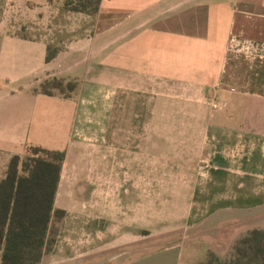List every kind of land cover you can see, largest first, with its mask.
I'll return each instance as SVG.
<instances>
[{"label": "crops", "instance_id": "1", "mask_svg": "<svg viewBox=\"0 0 264 264\" xmlns=\"http://www.w3.org/2000/svg\"><path fill=\"white\" fill-rule=\"evenodd\" d=\"M49 46L59 51L47 61ZM53 76L77 79L76 93L32 92ZM229 87L240 95L206 126L160 127L157 100L209 99V89ZM27 144L65 150L56 199L66 183L87 184L89 230L121 233L105 248L202 222L216 232L239 223L236 215L264 229V0H102L96 16L63 11L61 2L0 0V179ZM165 149L205 159L198 169L184 161L178 168L188 172L168 177V212L152 215L135 185L156 182L145 164L159 170ZM179 246L122 264H179Z\"/></svg>", "mask_w": 264, "mask_h": 264}, {"label": "rangeland", "instance_id": "2", "mask_svg": "<svg viewBox=\"0 0 264 264\" xmlns=\"http://www.w3.org/2000/svg\"><path fill=\"white\" fill-rule=\"evenodd\" d=\"M38 29L39 28L35 30L36 33L39 32ZM52 48L54 49L58 47ZM239 59L241 62V67L243 69L247 68L249 65L247 59L243 56ZM248 69L249 67L247 68V72H243V77L245 76V78L247 76H251V69ZM233 90L235 91L236 89L229 87L223 90V92H221V90L220 92H218L217 89H209V99L157 100L154 107H159V112L161 114V119L159 121L160 127L168 128V126H175L178 129L179 127H192L197 129L206 126V122H212L211 118H213L217 113L221 114L223 112L225 113L226 111L231 110L230 105L226 103L230 102L231 97L240 95L236 92H233ZM250 90V87H244L241 91ZM204 94L205 90L200 91L199 89H197L194 95L205 96ZM219 94L223 97V99L217 98L216 95ZM235 106L237 108L238 105ZM146 108L147 111L148 107ZM151 108V104H149L148 111H151ZM167 112H175V118L173 119L167 116L163 117V113ZM189 112H192L195 115L192 116V119L189 118ZM199 112H202L203 114L206 113L209 117L208 120L200 121L198 118H195L196 116H198ZM150 122V120H145V126H150ZM117 127H119V120H117ZM129 127H134V125H131L130 121ZM211 128L213 129V131L216 129L214 125H212ZM128 139L129 143H132L134 140L131 136L128 137ZM178 146L179 145L177 144V149ZM177 149L176 151H169L165 149L160 152L159 160L161 162V165L159 167V170L153 169L150 164L149 166L148 164H145L144 176L150 178L153 177L157 183L153 182L151 179L147 182V178H145V183L135 185L138 187L137 189H139L141 193L144 194L143 208L152 215H154L153 212L155 211L163 214H166L168 212L166 205L170 201L167 200L164 196H166L168 192L173 191V185L167 183L168 177H171L173 175L180 176L181 174H186L188 170H185V173H183L184 169H182L181 167L178 168L179 166L183 165L184 161L193 163L196 168L197 166L202 164V160L205 159V152H184L177 151ZM168 158H170V161H172L171 163L175 164L174 167L171 165H167L169 163L167 160ZM2 167L3 161H0L1 171H3L4 169ZM196 169H198V167ZM192 171L194 173L195 169H193ZM156 172L158 173L156 174ZM4 174L5 172L3 173V176ZM176 186L180 185L175 184V187ZM84 187V191L76 192L78 189ZM175 189L177 190V187ZM74 193H76V195ZM74 196L76 197V199ZM90 201V192L87 184L66 183L63 185L56 199V207L64 209L66 211V216L59 224L60 230L57 236L56 243L53 246L52 251L46 254L43 264H105V262L106 264H122L131 259H133L132 261L137 260L135 259L136 256L140 257L141 259L148 253L157 252L159 250L165 249L164 247L176 243L180 244L179 264H195L202 261L209 250L214 251L222 258H228L231 255L232 248L236 240L246 233L245 231L247 230V228L250 230L252 228H255L251 227V223L245 221L246 216L239 217V215H236L235 217H233V219L238 218V220L240 221L239 218H241V221L239 223L235 225L228 224L225 227L220 228L216 232L212 228H210V223L202 222L201 224L192 228L173 231L170 235L167 236H158V234L149 235L147 232H143V235H141L142 237L139 238L140 241L137 243H128L121 246H112L110 248H105L107 247L106 244L114 243L115 241H117L116 239H120L121 233H110L105 231L103 232L99 229L89 230V215L94 212L92 210H89ZM132 204H135L134 200L128 201V209L132 208L130 206ZM117 206L119 207L118 203ZM235 237H237V239H235ZM103 245L106 246L103 247Z\"/></svg>", "mask_w": 264, "mask_h": 264}, {"label": "trees", "instance_id": "3", "mask_svg": "<svg viewBox=\"0 0 264 264\" xmlns=\"http://www.w3.org/2000/svg\"><path fill=\"white\" fill-rule=\"evenodd\" d=\"M62 10L96 16L102 0H48ZM59 48L48 47L47 61ZM79 82L72 77H49L32 88L34 94L72 97ZM65 150L27 144L22 155H13L0 179V264H42L52 251L66 211L56 207ZM195 264H264V229L248 230L222 258L209 250Z\"/></svg>", "mask_w": 264, "mask_h": 264}]
</instances>
